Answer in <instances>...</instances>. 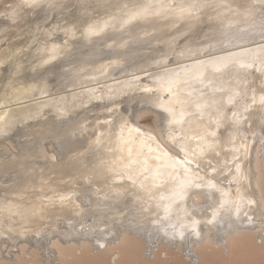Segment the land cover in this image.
<instances>
[{
    "label": "bare ground",
    "instance_id": "6f19581e",
    "mask_svg": "<svg viewBox=\"0 0 264 264\" xmlns=\"http://www.w3.org/2000/svg\"><path fill=\"white\" fill-rule=\"evenodd\" d=\"M51 4L55 7H50ZM190 5L196 7L181 15L179 8L183 6L187 9ZM262 5V0L256 3L253 0H39L38 7L28 8L23 0H0V42L4 36L12 33L21 35L0 46V79L3 77L1 81L4 82V87L0 88V264H106V260H112L114 254H118L119 259L125 254L151 256L160 250L168 255L170 248L183 252L186 259L194 264L200 263L205 255L226 262L243 255L253 259L254 264H264V245L259 242L256 233L246 230V222L237 221L233 215L230 219L208 225L204 221L211 219L210 210L195 217L201 221L196 226L200 237L195 235L191 220H178L175 214L170 219H162L164 214L161 211L159 216L149 213L133 220L120 245H110L106 250L96 249L89 229L103 228L105 225L94 224L92 219H87L83 233L79 231V223L75 229L68 230L65 227L67 218L58 202L60 195L74 194V203H79L76 196L84 190L80 174L64 163L72 153L64 155L63 161L54 163L45 161L41 147L36 146L33 152L34 145L43 142L42 132L52 127H65L76 133L71 137V147L75 152L84 153L87 157L89 146H94L99 137L103 148L97 152V156L103 155L109 147H115L120 125L127 120L128 126L123 135L126 138L131 135L136 150L143 153L142 158L151 156L154 159L160 155L156 143L147 140L145 133L143 136H138L135 131L129 133V128L140 129V126L138 122L129 121V115L122 111L121 104L138 98L143 103L153 102L157 106L161 102L167 104L169 97L163 92L141 91L145 86L155 88L156 85L152 79L145 81L140 76L145 72L160 75L166 69L183 76L185 69L192 71L199 62L216 57L233 55L243 64L252 63L254 58H264V53L260 51L264 47V40H258L264 29ZM145 8L148 9L147 14L129 19L130 14ZM13 11L16 12L15 18L10 15ZM51 17L52 21L48 22ZM33 20L37 27L34 39L29 40L26 33L32 27ZM90 24L98 26L93 34L87 32ZM258 31H261L259 38L252 37ZM101 39L105 40L103 48L98 42ZM143 41H148L151 47L135 45ZM85 47L89 51L86 52ZM148 49L151 51H146ZM143 50L146 51L143 53L146 55L144 60L127 65L133 52ZM92 54L100 58L97 61L84 56L78 58L79 55ZM171 55H174L176 62L172 60L175 66L172 67L170 63L169 67L172 68H169L168 58ZM72 58L75 59L70 60ZM158 61L165 63L158 64ZM57 62H67L63 66L70 68L55 72L58 79L54 83L50 75L54 73ZM75 62L78 64L71 67ZM4 65L13 71L5 73L7 69ZM26 71L28 77L21 75ZM204 71L205 84L212 81L211 87L204 89L208 93L212 88L227 89L245 72L239 67L231 69L229 73L214 72L211 66ZM248 79L255 81L252 86L257 87L264 78L253 71ZM80 87L85 90L83 96L81 91L76 95L71 93V89L75 91ZM256 95L257 98L260 95L258 87ZM77 96L89 98L88 104L92 102L93 106L86 107L84 100L76 102ZM227 97V91L214 95L216 100L225 104ZM229 107L223 110L230 117L231 112L227 111ZM103 110L109 114L99 115L98 111ZM91 111H97V118L86 124L92 116L80 117L79 114L87 115ZM150 111L154 110L146 107L138 109L135 114L143 118ZM187 111L191 112L192 109L188 108ZM175 112L176 120H181L179 106H175ZM261 112L256 106L238 131L229 128L228 133L221 135L216 149L220 153L219 165L227 161L235 174V165L239 164L242 175L247 178L239 185L233 184L231 191L234 193L239 187L249 198H258L264 193ZM165 116L167 135L168 123L172 118ZM100 119L104 122H99ZM212 119H215L214 114ZM156 123L155 129L159 132L160 123ZM93 126H96L97 135L87 131ZM204 129L218 131L214 123L210 124L207 111L202 122L184 116L182 123L171 126V134L177 137L178 145H184L191 158V153L199 152L200 148L194 137L203 134ZM16 131L19 134L21 131L26 140L18 142L17 147L10 143L17 148L12 151L5 140ZM156 132H152V135ZM170 155L175 156L176 153L171 152ZM182 157L183 153L177 159ZM106 158L113 157L109 155ZM157 163L169 164L170 161L162 157ZM212 163L219 167L217 159H213ZM208 171L209 176L205 179L211 178V170ZM199 174L205 175L203 171ZM232 178L225 168L216 182L229 190L228 181ZM88 191L92 192V189ZM50 201H57L55 212ZM55 216L61 219L57 221ZM61 229L64 231L57 235ZM180 231H183V237L179 235Z\"/></svg>",
    "mask_w": 264,
    "mask_h": 264
},
{
    "label": "snow or ice",
    "instance_id": "6c2138e0",
    "mask_svg": "<svg viewBox=\"0 0 264 264\" xmlns=\"http://www.w3.org/2000/svg\"><path fill=\"white\" fill-rule=\"evenodd\" d=\"M23 4L28 8H35L39 6V0H23ZM50 7H55V5L51 4ZM193 7L196 5H190L187 9L181 6L179 12L183 15L185 11H190ZM147 11L148 9L145 8L132 13L129 19H136L147 14ZM10 15L15 18L16 12L13 11ZM97 27V25L90 24L87 32L93 34ZM262 38H264V29H262ZM260 51L264 53V47H261ZM157 63L165 62L158 61ZM208 66H211L214 72L229 73L236 67L244 69L245 72L243 76L235 80L234 85L227 89L212 88L211 93H208L204 90L212 85L211 80L205 84L204 70ZM253 71L264 78V58H254L252 63L243 64L233 55L216 57L207 62H199L192 71L185 69L183 76L167 69L160 75L145 72V76L152 79L156 87L145 86L143 90L147 93H167L168 103L161 102L157 106L172 118L168 123L167 135L163 119H161L159 132L156 135L147 136V140L156 143L160 152V155L154 159L151 156L142 158L143 153L136 150L135 140L131 135L127 138L123 135L124 129L128 126L127 120L120 125V135L117 137L115 147H109L107 152L100 156H97V152L101 151L103 144L99 137L94 142V146H89L86 157L84 153L75 152L71 147V137L76 134L75 131L65 127H52L42 132L40 135L43 142L42 144L37 142L33 152L36 146L41 147L45 161L50 160L54 163L63 161L64 155L72 153L64 163L69 168H75L83 179L82 188L84 190L81 195L76 196L79 203H74V194L58 197L61 211L67 218L65 227L73 230L79 223V231L83 233L84 221L87 219H92L94 224L105 225L103 228H90L89 232L94 247L106 250L110 245L122 243L124 233L129 231L128 225L137 217L149 213L159 216L161 211L164 214L162 219H170L175 214L178 220L185 218L191 220L195 235L200 237L196 226L201 221L195 217L210 210L211 219L205 220L204 223L211 225L218 220L230 219L234 215L237 221H245L246 230L256 233L259 242L264 245V193H261L258 198H249L239 187H236L233 193L231 186L239 185L247 178L242 175L239 164L235 165V174L227 161L219 165L220 153L216 150L219 147L221 135L228 133L229 128L238 131L239 127L249 119L256 106L262 110L261 129L264 131V79H261L257 86L260 92L257 98V87L252 86L255 81L248 79ZM223 91L228 93L226 104L214 98L216 92ZM175 106L180 107L181 120L179 121L175 118ZM226 106H230L227 108V111L231 112L230 117L223 110ZM188 108L192 111H187ZM111 111L110 109L109 112ZM206 111L209 113L210 124L214 123L220 134L218 135V131L209 132L204 129L203 134L194 137L200 145L199 152L193 151L189 158L190 153L185 150L184 145H178L177 137L171 134V126L182 123L184 116H190L202 122ZM213 114L214 120L212 119ZM105 123L111 122L106 121ZM132 131H135L138 136L144 135L139 128H129V133ZM152 132H156V129H152ZM141 144L143 145V141ZM49 145L51 148L48 147ZM149 151L152 150L149 149ZM171 152H175L176 155H170ZM181 153L183 157L177 159ZM109 155L113 158H106ZM162 157L170 163H157ZM213 159H217L219 167L213 165ZM225 168L228 169V175L233 177L228 181L229 190H225L216 182L218 176L224 173ZM209 169L211 178L205 179L209 176ZM201 171L205 173L204 176L199 174ZM94 185H99V187H94ZM88 189H92V192ZM217 195L218 198L214 199ZM50 203L55 212L57 201H50ZM41 214H43V209H41ZM55 219L59 221L61 217L55 216ZM172 227L175 228V225ZM63 231L61 229L57 235ZM179 235L183 237V231H180ZM118 259L119 255L114 254L110 264H117Z\"/></svg>",
    "mask_w": 264,
    "mask_h": 264
},
{
    "label": "rangeland",
    "instance_id": "374dc122",
    "mask_svg": "<svg viewBox=\"0 0 264 264\" xmlns=\"http://www.w3.org/2000/svg\"><path fill=\"white\" fill-rule=\"evenodd\" d=\"M258 0H253V2L254 3H256ZM258 3H260V2H258ZM262 7L264 8V4L262 5ZM214 11H216V9H213ZM264 11V10H263ZM263 14H264V12H262ZM57 16V15H56ZM52 18L53 17H51V19H49L48 20V22H50V21H52ZM31 28L29 29V32H27L26 34H27V37H28V39L29 40H33L34 39V34H35V32H36V25H35V23H34V20H33V22L31 23ZM235 26V25H234ZM260 33H261V31H258V32H256V33H253L252 34V37H254V38H259V35H260ZM13 34V33H12ZM9 34V35H7V36H4L3 38H2V40H1V42H0V46L1 45H3V46H5L6 45V43H8V42H10V41H12V40H15V39H18L19 37H21V35H18V34ZM262 37V36H261ZM259 38L258 40H264V38ZM183 38H185V37H183ZM182 38V39H183ZM9 39V40H8ZM181 39V40H182ZM104 39H101V40H99L98 42H99V46L101 47V48H103V47H105V45H104ZM148 41H143V42H138L137 44H135L136 46H148V47H151V45H149L148 43H147ZM251 42H253V41H251ZM87 48L88 47H85L84 48V50H86V52L87 51H89V50H87ZM113 51V50H112ZM146 51H151L150 49H148V50H146ZM145 50H143V51H139V52H133V54H132V58L130 59V61L127 63V65H132V63H134V62H136V61H138V60H144L145 58H146V55L145 54H143V53H145L146 52ZM142 52V53H141ZM211 52H209L208 54H210ZM110 55H111V53H109ZM137 55V56H136ZM86 57V58H89V59H93L94 61H97L99 58H100V56H96L95 54H92V55H79L78 56V58H81V57ZM105 55H103V56H101V57H104ZM144 56V57H143ZM206 56H207V53H206ZM174 55H171V57L169 56V58H168V63L170 64V63H172V67H174L175 65L173 64V61L172 60H175L174 58ZM136 58V59H135ZM36 59V58H35ZM34 59V60H35ZM75 58H72V59H70V60H74ZM171 60V61H170ZM37 62V61H36ZM35 62V63H36ZM174 62H176V60L174 61ZM65 63H67V62H57L56 64H54V73H52L50 76H51V79H53L52 81L54 82V83H56L57 82V80H55V79H58L57 78V75H56V73L55 72H58V71H62V70H68L70 67L69 66H63V64H65ZM78 63L77 62H75V63H73L72 65H71V67H73V66H75V65H77ZM168 64V67L169 66H171V64L169 65ZM4 68H6L7 69V71L5 70V73H8V72H11V71H13V70H8V68H9V66L8 65H4L3 66ZM172 67H169V68H172ZM117 70H120V69H117ZM17 71V70H16ZM152 72H150V74H151ZM21 75H27V77H28V75H29V73H28V71H26V72H22L21 73ZM145 75V74H144ZM144 75L142 76H140V77H142L141 79H144L145 81H149V78L148 77H144ZM56 77V78H55ZM144 77V78H143ZM3 77H1V79H2ZM1 79H0V88H3L4 87V82H2L1 81ZM141 85H142V83H141ZM100 86V85H99ZM103 85H101L100 87H102ZM76 89H78V90H76ZM75 89V91L73 90V89H71L72 90V92L71 93H73V95L75 94L76 95V93L77 94H79V92L81 93V95L83 96L84 94V89H83V87H80V89L79 88H76ZM77 91V92H76ZM79 91V92H78ZM141 91H144L143 89H141ZM134 93H132V96L134 97L135 95H133ZM155 94H157V93H155ZM154 94V95H155ZM80 96H77L75 99H76V102H78L79 100H84V103H85V105H86V107H88V108H91V106H93V104L94 103H92L91 102V104H88L90 101H88L89 100V98H86V99H83V98H80ZM137 99V100H136ZM141 100V99H140ZM87 102V103H86ZM141 103V104H140ZM131 104V105H130ZM144 105V106H143ZM2 107V104H0V108ZM146 107H149L150 109H153L154 111H150L149 113L147 112V113H145L142 117L143 118H138V117H136V111L138 110V109H142V108H146ZM121 108H122V111L124 112V113H126V114H128L129 115V121H134V122H136V124H137V122H138V126H140V129H141V132H143V130H144V132L143 133H145L146 135H149V134H153L152 133V129H155L156 127H155V123L157 122V123H160L161 122V119H163V124H164V126L167 124V122H165V118H166V116L165 115H168L167 113H165L164 111H163V109H161V108H159L158 106H156L155 105V103H153V102H145L144 101V103H143V100L142 101H139V99L138 98H134V100L132 99V100H130V102H128V101H126V102H122V104H121ZM110 110V109H109ZM96 112L97 111H91V112H89L87 115H85V114H79V116L81 117V115L83 116V117H85V116H88V115H91L92 116V118H90V119H88L87 120V122H86V124L87 123H89L90 124V122H92V121H95L96 120V118H97V115H96ZM99 112V115H102L103 113V115L102 116H105V115H107V114H109L108 112H107V110H103V111H98ZM78 116V117H79ZM135 116V117H134ZM164 117V118H163ZM155 120V121H154ZM72 122V121H71ZM99 122H104V120L103 119H100V121ZM70 123V122H69ZM140 123V124H139ZM145 123L147 124V126H145ZM149 123H150V125H149ZM156 123V124H157ZM143 124V125H142ZM22 126V125H21ZM142 126H144V127H146V128H144V127H142ZM147 127H148V129H149V131H147L148 129H147ZM146 129V130H145ZM97 129H96V126H93V127H90V128H88L87 129V131H89V132H91L92 133V135H97V133L95 132ZM86 131V132H87ZM20 132V134L18 133V131H16V132H14V133H12L11 135H10V138H8L7 140H5V143H7L8 144V146H9V148L13 151H15L17 148H14V147H12V146H15V145H19L18 144V142H23L24 140H26V137H23V134H22V132L21 131H19ZM85 132V133H86ZM148 132V133H147ZM150 132V133H149ZM158 132V131H157ZM157 132H156V134H157ZM93 133H95V134H93ZM155 134V135H156ZM19 139V140H18ZM22 139H23V141H22ZM14 140V141H13ZM12 141V142H11ZM14 144V145H12L11 146V144ZM155 143V142H154ZM12 148H11V147ZM15 147H17V146H15ZM49 148H51V145H49L48 146ZM17 151H19V150H17ZM9 153V152H8ZM4 156L6 155V154H3ZM7 156V155H6ZM9 172H11V171H9ZM8 172V173H9ZM7 174V173H6ZM168 252H167V254L168 255H165L164 253H163V251H159L158 253H155V252H150V253H152V255L150 256V255H138V256H133V255H131L130 256V254L129 255H127V254H125L124 255V257H122V258H120L117 262V264H139V263H141V264H194L193 263V261L192 260H187L186 259V255H184L183 254V252H181V251H179V250H175V248H170V250H167ZM177 251V252H176ZM103 251H101L100 253H102ZM104 254H105V252H104ZM154 254V255H153ZM155 254H157V255H155ZM103 255V254H102ZM104 256V255H103ZM211 255H205L204 256V258L202 259V261L200 260V263L199 262H197L196 264H254V261H253V259H251V261H250V259H249V257L247 258V256L245 257V256H243V255H240L241 256V258H239L240 256H238V260L236 259V260H233V261H230V262H226V261H224V259H221V258H214L213 256L212 257H210ZM80 259V258H79ZM145 261H146V263H145ZM106 264H110L109 262H111V260H109V259H107L106 260ZM98 263V262H97ZM74 264H76V263H74ZM85 264V263H84ZM86 264H88V263H86ZM100 264V263H99Z\"/></svg>",
    "mask_w": 264,
    "mask_h": 264
}]
</instances>
